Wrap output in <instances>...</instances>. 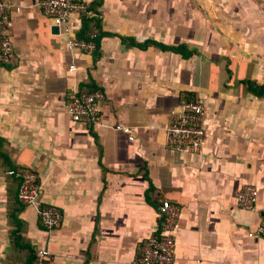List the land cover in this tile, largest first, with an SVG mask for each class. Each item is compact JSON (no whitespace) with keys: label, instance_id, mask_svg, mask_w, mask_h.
Returning a JSON list of instances; mask_svg holds the SVG:
<instances>
[{"label":"crops","instance_id":"1","mask_svg":"<svg viewBox=\"0 0 264 264\" xmlns=\"http://www.w3.org/2000/svg\"><path fill=\"white\" fill-rule=\"evenodd\" d=\"M9 1L22 9L13 61L0 56V264H34L40 248L50 264H133L162 200L181 207L175 264H264V240L248 236L264 215V95L250 88L264 84V0H82L70 26L98 30L92 52L69 51L39 0ZM73 87L105 92L100 124L72 119ZM191 97L208 140L183 153L165 128ZM27 168L42 186L34 205L8 173ZM246 183L255 211L237 202ZM44 205L61 226L42 225Z\"/></svg>","mask_w":264,"mask_h":264},{"label":"built area","instance_id":"2","mask_svg":"<svg viewBox=\"0 0 264 264\" xmlns=\"http://www.w3.org/2000/svg\"><path fill=\"white\" fill-rule=\"evenodd\" d=\"M40 11L49 17L59 33L66 35V47L69 51L92 52L97 49L99 33L97 29L89 33L88 39L79 38L70 26V19L75 12L85 6L82 0H39ZM22 6L9 0H0V56L4 64H10L15 55L14 44L11 39L10 25L14 12H20ZM75 71L77 66H69ZM67 111L76 122L98 125L102 122V104L106 94L101 89L82 91L73 87L68 92ZM206 106L198 98L191 97L183 100L178 111L173 112L165 128L166 140L169 148L183 153L200 152L207 140L208 130L205 125ZM129 133L134 139L132 128L124 124L114 126ZM9 174L21 178L19 200L27 205H34L40 201L42 186L37 173L30 168L23 170L11 169ZM258 188L252 183L244 184L237 192V202L241 207L257 210ZM40 220L48 230L58 228L64 220L63 212L54 205H44L40 208ZM158 215L160 226L143 244L141 253L133 260V264H175L177 259L178 222L181 207L169 200H162ZM250 238L264 240V215L254 230L248 232ZM52 258L48 248H40L36 252L34 264H50Z\"/></svg>","mask_w":264,"mask_h":264},{"label":"trees","instance_id":"3","mask_svg":"<svg viewBox=\"0 0 264 264\" xmlns=\"http://www.w3.org/2000/svg\"><path fill=\"white\" fill-rule=\"evenodd\" d=\"M97 43H98V41H97ZM250 88L257 95H260V96H263L264 95V84L263 85H254V84H251ZM33 263H34V261H33Z\"/></svg>","mask_w":264,"mask_h":264},{"label":"water","instance_id":"4","mask_svg":"<svg viewBox=\"0 0 264 264\" xmlns=\"http://www.w3.org/2000/svg\"><path fill=\"white\" fill-rule=\"evenodd\" d=\"M53 30H54L55 32H58L59 29H58L57 26H54V27H53Z\"/></svg>","mask_w":264,"mask_h":264}]
</instances>
